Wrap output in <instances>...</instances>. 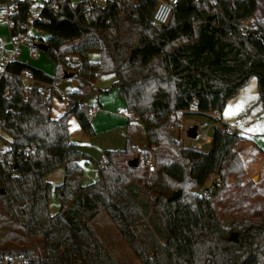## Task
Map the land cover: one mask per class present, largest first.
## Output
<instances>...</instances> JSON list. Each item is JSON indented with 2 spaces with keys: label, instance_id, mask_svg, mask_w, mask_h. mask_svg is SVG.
<instances>
[{
  "label": "trees",
  "instance_id": "trees-1",
  "mask_svg": "<svg viewBox=\"0 0 264 264\" xmlns=\"http://www.w3.org/2000/svg\"><path fill=\"white\" fill-rule=\"evenodd\" d=\"M8 4L15 7L9 21L16 35L25 30L33 1ZM156 4L48 0L50 15L34 22L48 37L30 39L32 50L46 45L53 73L16 60L0 75V138L8 144L0 159V216L42 241L36 264H118L89 224L102 211L141 264H264V178L260 184L246 179L236 151L247 139L220 119L206 150L182 146L170 134L179 113L221 112L252 77L264 110V20L254 21L255 32L243 31L259 4L177 0L159 28L150 24ZM93 51L98 62L89 60ZM24 71L33 80L29 87ZM67 71L77 86L68 93V109L52 118L49 99L41 102V83L54 86ZM109 72L124 109L144 123L149 148L141 154L131 143L137 126L128 122L125 147L105 150L97 178L83 185L78 161L87 155L70 142L67 119L73 114L86 135L95 134L83 101L96 91V78ZM30 147L33 152L26 151ZM148 154L154 173L143 163ZM140 155L145 169L128 166ZM59 166L65 169L54 187L59 209L50 213L45 177ZM212 176L218 178L206 187ZM220 198L226 199L221 209L214 203ZM253 199L259 208L251 206Z\"/></svg>",
  "mask_w": 264,
  "mask_h": 264
},
{
  "label": "rangeland",
  "instance_id": "rangeland-1",
  "mask_svg": "<svg viewBox=\"0 0 264 264\" xmlns=\"http://www.w3.org/2000/svg\"><path fill=\"white\" fill-rule=\"evenodd\" d=\"M33 1V11L31 10V16H37L35 13L37 12V5L41 4L43 5L44 2L42 0H32ZM80 0H70L71 4H76ZM105 0H96V4L103 5ZM134 1V0H132ZM9 0H0V10L3 7L8 6ZM40 5V6H41ZM42 21L44 18L39 16ZM3 18L0 20V41L4 46L5 49H8L10 47L9 45V36L7 31V24L6 19ZM249 26V25H248ZM32 33L35 34V31L32 30ZM46 34H43L42 37H45ZM29 47H26L25 45L21 47V52H24L23 56L26 55L25 51L30 52ZM97 51H93V53ZM92 53V52H90ZM89 53V54H90ZM91 54L94 55V54ZM34 54L37 55L36 58L39 60V63L41 66L45 69L52 71L54 69L53 61L50 60L44 51L40 49H35ZM99 54V53H98ZM28 58L26 60L35 62L32 57L30 58V55L28 54ZM91 58V57H89ZM53 65V69H52ZM44 71V70H43ZM46 73H48L46 71ZM48 73V74H52ZM110 73H105L101 75H110ZM100 75V76H101ZM75 79L73 78H64L57 82V91L53 92L52 94V100H51V114H60L65 111L64 108L67 107V102L65 100L60 99V94H66L69 90L70 83H72ZM25 84L28 86L30 84L29 79H25ZM77 83V82H76ZM114 82L109 85V87L104 91L111 90L112 88H115ZM117 88V87H116ZM100 92V91H99ZM118 93V90H117ZM87 97V96H86ZM85 97V98H86ZM84 103V101H83ZM86 107L91 109L88 105L84 103ZM261 102L258 100V91L256 86V79L255 77H252L249 82L241 88L234 96L230 97L223 110L221 112H213V116L218 117L221 119L223 123H226L228 127L231 130H235L237 133H240L241 135H244L248 137L250 142L252 144H259V141H263L264 143V113L261 112L262 109ZM193 110V108H192ZM258 111H260L258 116ZM264 111V110H263ZM60 112V113H59ZM73 117V123H70V134L73 138H76L77 142L80 143V147L84 150V152L87 155V158L84 162H82V168L85 170H97V164L99 162V159L103 152V140L97 141V138L94 139V142H85L82 138L91 137L86 135L76 117L72 114L69 115ZM212 121L213 119L208 118L207 116L203 114H197L192 112H185V113H179V118L175 120L170 125V134L174 139L179 140L182 146H188L193 147V139L186 136V130L188 126L192 127L193 125H197V134L198 136L202 132H206L208 135L212 134ZM85 135V136H84ZM140 138L142 140V143L145 145V136L136 137ZM116 143H120L118 139H115ZM126 138L124 139V142L121 143L122 148L125 147ZM5 146H8L7 142H5L4 139L0 138V148H4ZM6 149V148H4ZM207 149V145L203 148ZM202 149V150H203ZM140 151V150H139ZM147 150L144 152L140 151L141 154L146 153ZM149 155V154H148ZM151 157V155H149ZM138 157V156H134ZM133 158V157H132ZM143 156L140 155L138 157V163L142 165V168L145 169V166H143L142 163ZM152 158V157H151ZM153 159V158H152ZM254 162V161H253ZM253 162H248L246 166H249V170L246 169V179H251L254 183L260 184L262 183V180L264 178V174L260 173L259 170L253 169L251 166L253 165ZM251 167V168H250ZM148 172V171H147ZM149 173V172H148ZM216 177L212 176L210 180L206 182V186L211 184V181H213ZM232 179V178H229ZM93 181H89L91 183ZM210 183V184H209ZM226 199H217L214 203L215 206L219 209L222 208L224 205ZM252 207H260V200L259 199H253L250 202ZM229 218L226 219L225 224H229ZM89 224L93 227V229L98 234V237L100 238L101 242L104 244L110 255L114 258V260L118 264H141L139 259L134 255L131 248L127 244V242L122 238L119 231L117 230L116 225L109 219L108 215L102 211L99 214H97L94 219H92ZM28 250L30 251L31 255L34 258H37L38 256L44 255L42 241L40 239H30L22 232V230L17 227L13 226L6 218L0 216V250Z\"/></svg>",
  "mask_w": 264,
  "mask_h": 264
},
{
  "label": "crops",
  "instance_id": "crops-1",
  "mask_svg": "<svg viewBox=\"0 0 264 264\" xmlns=\"http://www.w3.org/2000/svg\"><path fill=\"white\" fill-rule=\"evenodd\" d=\"M257 3L259 4V7L255 10L254 14L248 18L247 20L243 21V25L248 26L251 23H254V21H262L264 20V16L261 12L260 8H264V0H257ZM37 5V12L35 13L38 18L44 17L45 15H48L49 13L47 12V10H45L44 8V4H36ZM41 5V6H40ZM74 5V4H73ZM2 7V6H0ZM33 7V4H32ZM31 7V10L33 11ZM44 15V16H43ZM50 15V14H49ZM3 18H0V20H2ZM6 19V18H5ZM4 19V20H5ZM6 21L7 24V31H8V36H9V45H10V26L8 24V21ZM32 30L35 31V34L32 33ZM43 34H46L45 37H42ZM29 35L30 37H40L42 39H45L48 37V33L46 30L40 28V27H36L33 26L30 30H29ZM0 45H3L0 41ZM30 52H28V54L30 55V58L32 57V59L35 61H28L26 60L29 56L27 54V52L25 51L26 55L23 56L24 52L20 51V54L17 58V60L22 61V62H26L32 66H35L37 68H40L42 70H44L45 72L47 71L48 73H52V71L45 70L41 64L39 63V60H37L36 56L34 54V50H32L31 48H28ZM93 53V52H92ZM89 54L88 57L90 61L92 62H98L99 60V54L94 52L91 56V54ZM52 69H53V65H52ZM26 79V78H25ZM24 79V80H25ZM30 80V84L28 85L31 86L33 83V80L30 78H27ZM72 80V79H71ZM73 82L70 83V87L68 88L69 90L67 91L66 94H60V99L61 95H66V99H62L65 100L67 102L68 100V93L72 90H74L77 86V83L72 80ZM116 81V75L114 73H110V75H101L98 76L96 78V80L94 81V87L96 88V91L93 92L92 94L88 95L85 99H84V103L86 105H88L89 107H91V115H92V120H91V125L92 128L95 132L94 135H92L91 137H85L82 138L83 141L85 142H94V139L97 138V141H99L100 139L103 140V152L102 155L99 159V162L102 159L103 153L105 150H116V149H123L122 146H118L121 145V143L124 142V139L127 136V123L131 122V123H135L137 126V130L136 132L132 133L129 135L131 143L140 151L144 152L145 150H147L149 148L148 145V141H147V137L145 134V127H144V123L136 116L131 115L130 113H128L125 109H124V100L122 98V96H120L117 93V88H112L111 90L108 91H104L101 93V91L99 92V90H105L109 87V85H111L113 82ZM57 83L53 85L47 84V83H41V90H42V95L47 96V98L49 99V106L51 105V100H52V94L53 91H57ZM52 88V89H51ZM65 111L68 109V105L66 108H64ZM192 110V108H191ZM64 111V112H65ZM194 111V108L193 110ZM63 112V113H64ZM213 112L215 111H209L203 115L207 116L208 118L213 119L212 121V129L215 126V122L214 119H219L216 116H213ZM261 112L264 113L263 108L261 109ZM60 113V112H59ZM63 113H56V114H51V106H50V116L52 118H57L58 116H60ZM260 111H258V116H259ZM221 121V119H220ZM222 122V121H221ZM70 123H73V117L69 116L67 119V126H68V135H69V140L70 142H73L75 144H77L78 149L86 154L84 152V150L79 146L81 142H77L76 138H73L70 134ZM197 126V125H196ZM230 127V126H229ZM190 128V126H188L187 130ZM198 128V126H197ZM82 129V128H81ZM187 130H186V136H187ZM83 131V130H82ZM84 132V131H83ZM240 134V133H239ZM241 135V134H240ZM140 136H145V145L142 143V140L140 138H136V137H140ZM244 136V135H242ZM211 137V135H210ZM247 140L246 142H244L242 145H240L239 147L236 148L237 153L239 154V156L241 157L242 161L245 164V167L247 170H249V166H246V164L248 162H253V165L251 166L253 169H257L260 171V173L264 174V143L263 141H259V144H252L249 140L248 137L244 136ZM115 139H118V141L120 142L119 144L115 142ZM5 142H7L5 140ZM7 146H5L4 148H6ZM209 147V145H207V148ZM4 148H2L4 150ZM85 159H80L78 162L79 164L82 166V162H84ZM250 167V168H251ZM64 173H65V169L63 166H59L51 171H49L46 174V180L50 183L51 185V195H50V200H49V211L50 213H55L58 209H59V202L57 200V198L55 197L54 194V187L55 185L59 184L62 182L63 177H64ZM98 176L97 170L95 169L93 171L92 170H85L82 168V178H81V183L83 185H86L89 183V181H94ZM210 184V183H209ZM209 186V185H207ZM206 186V187H207Z\"/></svg>",
  "mask_w": 264,
  "mask_h": 264
},
{
  "label": "built area",
  "instance_id": "built-area-1",
  "mask_svg": "<svg viewBox=\"0 0 264 264\" xmlns=\"http://www.w3.org/2000/svg\"><path fill=\"white\" fill-rule=\"evenodd\" d=\"M42 1L46 2L48 0H42ZM176 3L177 0H157V4L150 17V24L153 27H157V28L167 24ZM14 11H15V7L11 4L6 7H3L0 10V18H6L8 24L11 25V22L9 21V14L13 13ZM30 14L28 15L27 18V24L23 26L25 30L19 34L11 35L10 47L8 49H5L4 46L0 45V75L6 73V65L8 63L17 60L22 46L25 45L26 47L32 48V41L30 39L29 30L34 26V22L36 19H38V16H31ZM247 29H250V31L255 32L254 23H251L246 28L244 27L243 31H247ZM70 62L75 63L76 58L70 57ZM21 77L27 78L28 71H24L21 74ZM61 98L66 99V95H61ZM41 102L43 104L47 103L48 102L47 96L42 95ZM9 110L11 109L9 108L8 111ZM190 111L192 110L190 109ZM210 140H211L210 135H208L204 131L199 136L197 134V137L193 139L194 141L193 147L202 150L206 145L210 144ZM3 151L4 150L0 148V159L2 158ZM26 151L33 152L34 147L27 148ZM144 164L149 173L155 172L154 161L149 155L145 157ZM215 177L218 178V176ZM0 264H36V262H35V258L31 254H28L23 250H17V251L0 250Z\"/></svg>",
  "mask_w": 264,
  "mask_h": 264
},
{
  "label": "water",
  "instance_id": "water-1",
  "mask_svg": "<svg viewBox=\"0 0 264 264\" xmlns=\"http://www.w3.org/2000/svg\"><path fill=\"white\" fill-rule=\"evenodd\" d=\"M37 48L44 51L46 49V45L44 43H37ZM73 73L71 71H67L64 73V78H71ZM187 137L194 139L197 137V126L193 125L187 130ZM128 166H136L138 164V158L133 157L127 161Z\"/></svg>",
  "mask_w": 264,
  "mask_h": 264
}]
</instances>
